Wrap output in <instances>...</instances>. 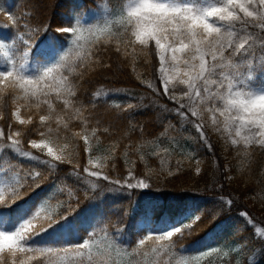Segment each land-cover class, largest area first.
Here are the masks:
<instances>
[{
    "label": "trees",
    "instance_id": "obj_1",
    "mask_svg": "<svg viewBox=\"0 0 264 264\" xmlns=\"http://www.w3.org/2000/svg\"><path fill=\"white\" fill-rule=\"evenodd\" d=\"M179 1L200 8L218 3ZM125 2L0 0V10L18 21L12 25L5 14H0V43L6 45L0 52V72L12 70L10 57L19 51V47L7 45L22 44L18 35L35 32L23 74L35 78L62 62L61 71L69 75L76 93L71 110L65 111L51 90L56 118L69 125L68 131L60 130V138L52 144L62 147L65 157H73L82 177L71 174L72 165L57 164L50 169L41 159L43 154L26 143L29 138H38L31 131L32 125L14 124L25 132V142L22 150L0 142V189H14L20 183L24 187L20 189L21 199L10 207L0 206V231L15 232L43 204L56 218L66 217L28 239L26 245L34 248H72L95 233L91 243L96 246L91 251H109L104 257L108 264H264V239L241 215L247 211L255 226L264 228V148L232 145L220 132L207 135V143L212 145L209 148L191 123L170 111L173 107L165 95L153 93L142 83L151 81L160 87L154 43L135 45L133 54L120 25H109L111 35L96 31L106 20L117 19ZM60 26L78 27L79 31H56ZM117 46L121 51L117 52ZM255 57L259 61L264 51L257 47ZM247 59L235 58L241 72L247 67ZM249 83L251 89L264 91V65L255 67ZM0 86L7 89L6 84ZM129 103L137 106L124 110ZM12 104L6 92L2 108L5 117L10 116ZM47 112L46 105L40 109L33 105L21 108L20 115L37 119ZM82 118H86L87 129ZM7 124L0 121L6 131ZM92 129L96 130L95 138ZM85 130L90 154L103 159V171L112 179L127 178L132 170L138 179L147 177L150 186L127 189L83 173L84 167L90 168L89 153L83 139L74 133ZM23 150L33 153L26 156ZM30 170L42 173L39 186L24 179ZM229 199L231 205L225 203ZM195 217L199 221L185 229L183 236L155 239ZM142 238L143 245L139 244ZM87 254L85 250V257ZM40 256L37 253L29 264H36ZM62 257L63 253L52 264H79L82 259L71 251Z\"/></svg>",
    "mask_w": 264,
    "mask_h": 264
},
{
    "label": "snow or ice",
    "instance_id": "obj_2",
    "mask_svg": "<svg viewBox=\"0 0 264 264\" xmlns=\"http://www.w3.org/2000/svg\"><path fill=\"white\" fill-rule=\"evenodd\" d=\"M134 4L135 0L129 7L134 6ZM174 4L190 6L189 8H181V11L202 19L218 30L211 37L220 39V43L216 45L215 59L212 54L205 55L203 57V67L196 68L197 79L189 80L188 76L184 75L182 71H177V69H186L189 65L174 62L173 57H177L178 60H188L191 65L199 66L201 65V60L198 58L192 59L197 53L194 50L192 52L185 51L182 56H178L174 50L158 51L154 43V49L160 65L158 76L160 87L157 88L151 81H142V83H146L147 88L153 93L167 96L168 100L174 104L170 111L191 123L201 139L206 143L208 138L205 115H207L212 128L218 130L217 132L227 134L226 139L229 140L230 144L236 146L255 144L260 148H264V122L261 121L259 114L250 115L242 109L237 111L226 105L225 102L229 97L237 98L234 94L238 92L245 102H250L259 94L264 93V91L251 89L249 83L253 79L255 67L264 65V57H261L259 61L255 57L257 47L264 51V36L256 35V32L264 33V0H242V3H238L237 0H232L231 3L229 0H218V3L206 8L195 7L190 4ZM214 9H223L225 11L219 14H211ZM0 14H5L6 19L12 25L18 24V21L11 14L3 13L2 10H0ZM134 19V17L128 15L124 3L118 13V18L106 20L103 27L97 28L96 31L111 35L109 25L112 27L120 25L124 29V38L128 40L129 46L133 47L134 54L135 44L129 39L133 28V24L129 21ZM4 26L9 25L6 24ZM43 30L45 31L47 28ZM56 31L76 34L79 28L60 26ZM36 34L34 32L33 35H18L22 44L14 42L12 45H7V47H19V51L10 57L9 62L13 64L12 70L0 72V85H7V89L0 86V121L8 122L7 131L5 127L0 126V142L11 144L17 150H22L21 144L25 142L26 134L20 128L14 127V124L18 123L20 126L32 125L31 131H34L38 138L26 140L29 148L43 153L41 159L50 169L54 170L57 164L72 165L73 171L71 174L76 175L80 179L82 177L80 176L79 165L74 162L73 157L71 155L62 156L59 146L56 150L50 146V143H55L60 138L61 129L64 131L69 129L66 120L56 118L51 90H55V100L63 104L65 111H69L74 107L72 98L76 95L69 75L61 71L62 62L46 68L35 78H30L22 72L25 58L31 51V45L35 41ZM204 35L208 34L204 33ZM73 43L75 44L76 41L74 40ZM179 43V41H174L172 45H169V48H173V45L178 46ZM139 46H143V44ZM5 47V44L0 43V52H3ZM116 50L117 52L121 51L119 46H117ZM77 55H80V53H77ZM237 56H243L246 59L251 57V59H247V67L244 72L240 71V65L235 62ZM18 60L22 62H18ZM170 81L172 82L171 84ZM178 87L180 88L179 94H177ZM6 92L13 99L9 117H5L2 110ZM33 105L37 109H40L42 105H46L47 114H40L37 119H34L31 115L21 118V108H30ZM136 106L129 103L124 110H129ZM117 107L121 106L117 105ZM226 107L229 108L232 116L236 117V119L234 122L222 127L225 124V120L221 116V111ZM77 118H80L79 114H77ZM81 122L84 128L87 129L86 118H82ZM237 127L240 128L239 135L237 134ZM95 131V129L91 130L93 138H95ZM74 136L83 139L85 150H87L90 143L87 130L82 133H74ZM207 146L209 148L212 147L210 143H207ZM32 153V151L23 150V154L26 156ZM33 158L36 157L33 156ZM96 159H99V157ZM88 164L93 165L91 158L88 159ZM103 169L104 165L97 163L93 166V170H90L89 167H84L82 171L87 176L109 181L115 186H122L127 189L147 188L150 186L147 182V177L138 179L132 170L128 171L127 178L112 179ZM196 171L199 173L200 169L197 168ZM87 176L83 178L87 179ZM24 179L31 180L32 184L39 186L40 181L44 177L40 171L30 170L25 174ZM88 182L91 183V181ZM92 186L95 187L96 185L93 184ZM23 187L24 184L20 183L14 189L7 191L0 189V206L10 207L17 199H21L20 189ZM225 203L231 205L233 201L229 199ZM241 215L255 227V222L247 211L242 212ZM65 217L56 218L51 212L47 211L46 205L42 204L31 218L22 223L15 232L6 233L0 231V264H29V261L34 260L37 253H40L41 256L36 264H52L61 253H63L62 258H65L70 251L74 252L77 257L82 258L79 264H85V260L87 264H108L104 257L110 255L109 251L98 249L96 254L91 251V248L96 246L91 243L95 233L90 234L89 238L84 240L83 243L72 248L67 246L60 248H34L26 245V241L32 236L47 230L52 224ZM197 221H199V217H195L182 227L157 236L155 239L163 241L166 238L173 237L174 234L183 236L184 230L192 228ZM255 232L258 237L264 239V228L255 227ZM139 244H144V238L140 239ZM170 244L171 241H169L167 246H170ZM85 250L88 253L86 257Z\"/></svg>",
    "mask_w": 264,
    "mask_h": 264
},
{
    "label": "clouds",
    "instance_id": "obj_3",
    "mask_svg": "<svg viewBox=\"0 0 264 264\" xmlns=\"http://www.w3.org/2000/svg\"><path fill=\"white\" fill-rule=\"evenodd\" d=\"M229 2L231 3L232 0ZM237 2L242 3V0H237ZM132 3L133 0H126L125 8L128 15L135 18L129 21L133 24L129 35L133 44H143L144 47H147L150 42L155 43L158 51L174 50L178 56H182L185 51L192 52L194 50L197 55L193 56L192 59H200L201 65L199 66L191 65L188 60H178L177 57H173L174 62L189 65L186 69H177V71H182L184 75L188 76L189 80L197 79L196 68L203 67L205 55L212 54L215 59L216 45L220 43V39L211 37L218 30L202 19L181 11V8H189L190 6L174 4L171 0H135L134 6L129 7ZM222 11L225 10L214 9L211 14H219ZM204 33L208 35H204ZM174 41H179V45H173V48H169V45H172ZM234 95L237 98H227L226 105L237 111L242 109L250 115L259 114L261 121L264 122V93L259 94L250 102H245L239 92ZM221 116L225 120L222 127L236 119L228 107L221 111ZM237 134H240L239 127H237Z\"/></svg>",
    "mask_w": 264,
    "mask_h": 264
},
{
    "label": "rangeland",
    "instance_id": "obj_4",
    "mask_svg": "<svg viewBox=\"0 0 264 264\" xmlns=\"http://www.w3.org/2000/svg\"><path fill=\"white\" fill-rule=\"evenodd\" d=\"M171 2H174V3H180V4H187V3H185V2H181V1H179V0H171ZM211 5H214V4L211 3L210 5H207V6L203 7V8H206V7L211 6ZM159 68H160V66H159ZM158 76H159V69H158ZM159 82H160V81H159ZM171 83H172V82L170 81V84H171ZM180 87H184V86H180ZM179 91H180V88L178 87V89H177V94H179ZM166 97H167V96H166ZM167 99H168V98H167ZM170 103L172 104V107H174V104H173L171 101H170ZM205 125H206V133H207V135H208V134H212V133H214V132H217L214 128L211 127L210 122L208 121V117H207V115H205ZM223 134L227 135L226 133H223ZM50 146L53 147L54 150H56L57 147H58L57 145H54V144H52V143H50ZM59 148H60V154H61L62 156H64L63 148L60 147V146H59ZM36 151L40 152L39 150H36ZM87 151H88V153H89V155H88V159L91 158V159L93 160V165H89V166H90V170H93V166H94L95 164H97V163L102 164L103 159L100 158L99 156H94V155L90 154V148H89V146H88V148H87ZM45 152H46V150H45ZM40 153H41V152H40ZM42 154H43V153H42ZM97 157H99V159H96ZM255 227H257V226H255Z\"/></svg>",
    "mask_w": 264,
    "mask_h": 264
}]
</instances>
